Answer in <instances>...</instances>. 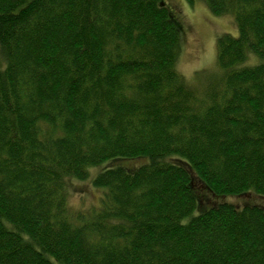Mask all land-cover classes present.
Segmentation results:
<instances>
[{
    "label": "trees",
    "instance_id": "trees-1",
    "mask_svg": "<svg viewBox=\"0 0 264 264\" xmlns=\"http://www.w3.org/2000/svg\"><path fill=\"white\" fill-rule=\"evenodd\" d=\"M184 1L237 28L193 82L162 0H0V264H264V208L225 201L264 199V0Z\"/></svg>",
    "mask_w": 264,
    "mask_h": 264
},
{
    "label": "rangeland",
    "instance_id": "rangeland-1",
    "mask_svg": "<svg viewBox=\"0 0 264 264\" xmlns=\"http://www.w3.org/2000/svg\"><path fill=\"white\" fill-rule=\"evenodd\" d=\"M164 5L169 8L171 16L175 18L178 28L180 29V54L177 64V72L190 82L194 81L195 75L199 72H217L216 65V43L217 39L223 35L237 36V28L233 22V17H214L209 9L202 5L201 2H196L194 7L188 6L184 0H162ZM203 76L200 77L202 79ZM113 160L107 161L98 167H93L89 171V182L93 178L108 170L107 165ZM146 161L141 159L124 160L118 162L121 166L130 171H135L137 167L144 164ZM112 167V166H111ZM113 168V169H114ZM125 170V169H124ZM194 189L198 192V202L201 208L210 206V197L207 191L202 189L200 183L193 177ZM68 208L71 212H79L83 210L94 209L99 204L101 193L99 190L92 188L89 183H77L72 179L65 182ZM230 201L237 207L246 204L259 205L264 208V199L256 198L251 195L237 197L235 199H225Z\"/></svg>",
    "mask_w": 264,
    "mask_h": 264
}]
</instances>
